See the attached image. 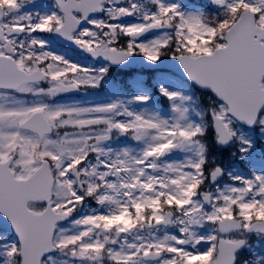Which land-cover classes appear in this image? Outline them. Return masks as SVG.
Instances as JSON below:
<instances>
[{
	"label": "snow or ice",
	"instance_id": "1",
	"mask_svg": "<svg viewBox=\"0 0 264 264\" xmlns=\"http://www.w3.org/2000/svg\"><path fill=\"white\" fill-rule=\"evenodd\" d=\"M0 264H264V0H0Z\"/></svg>",
	"mask_w": 264,
	"mask_h": 264
}]
</instances>
